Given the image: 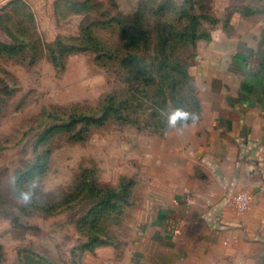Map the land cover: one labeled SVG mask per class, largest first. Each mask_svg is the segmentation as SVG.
Masks as SVG:
<instances>
[{
  "label": "rangeland",
  "instance_id": "1",
  "mask_svg": "<svg viewBox=\"0 0 264 264\" xmlns=\"http://www.w3.org/2000/svg\"><path fill=\"white\" fill-rule=\"evenodd\" d=\"M259 24L264 0L3 1L0 264H156L159 144L201 120L214 34Z\"/></svg>",
  "mask_w": 264,
  "mask_h": 264
},
{
  "label": "crops",
  "instance_id": "2",
  "mask_svg": "<svg viewBox=\"0 0 264 264\" xmlns=\"http://www.w3.org/2000/svg\"><path fill=\"white\" fill-rule=\"evenodd\" d=\"M198 60L201 120L159 144L143 225L156 264H245L264 222V24L221 28ZM238 192L252 196L245 212Z\"/></svg>",
  "mask_w": 264,
  "mask_h": 264
},
{
  "label": "built area",
  "instance_id": "3",
  "mask_svg": "<svg viewBox=\"0 0 264 264\" xmlns=\"http://www.w3.org/2000/svg\"><path fill=\"white\" fill-rule=\"evenodd\" d=\"M3 4V0H0V7ZM259 191L264 192V167L260 170V183ZM252 196L245 192L235 193L231 198V203L239 212L247 211L252 204Z\"/></svg>",
  "mask_w": 264,
  "mask_h": 264
},
{
  "label": "clouds",
  "instance_id": "4",
  "mask_svg": "<svg viewBox=\"0 0 264 264\" xmlns=\"http://www.w3.org/2000/svg\"><path fill=\"white\" fill-rule=\"evenodd\" d=\"M189 118H190L189 113L182 111L180 109H177L169 115L168 126L169 128H175L178 120L187 121ZM191 118L195 120V116H192ZM23 200L25 203H27L30 200V196L28 194H24Z\"/></svg>",
  "mask_w": 264,
  "mask_h": 264
},
{
  "label": "trees",
  "instance_id": "5",
  "mask_svg": "<svg viewBox=\"0 0 264 264\" xmlns=\"http://www.w3.org/2000/svg\"><path fill=\"white\" fill-rule=\"evenodd\" d=\"M192 43H194L193 39H192ZM120 104H125V102H120ZM109 108L107 107L106 110L109 109Z\"/></svg>",
  "mask_w": 264,
  "mask_h": 264
}]
</instances>
